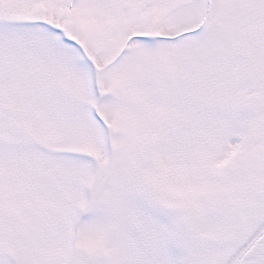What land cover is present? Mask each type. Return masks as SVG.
Wrapping results in <instances>:
<instances>
[{
    "label": "snow or ice",
    "instance_id": "obj_1",
    "mask_svg": "<svg viewBox=\"0 0 264 264\" xmlns=\"http://www.w3.org/2000/svg\"><path fill=\"white\" fill-rule=\"evenodd\" d=\"M0 264H264V0H0Z\"/></svg>",
    "mask_w": 264,
    "mask_h": 264
}]
</instances>
